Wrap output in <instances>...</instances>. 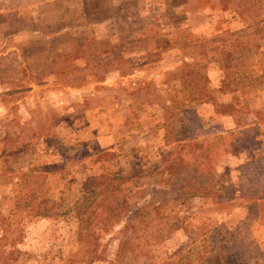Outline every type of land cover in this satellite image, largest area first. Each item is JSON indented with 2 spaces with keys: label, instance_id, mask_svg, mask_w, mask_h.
Instances as JSON below:
<instances>
[{
  "label": "rangeland",
  "instance_id": "rangeland-1",
  "mask_svg": "<svg viewBox=\"0 0 264 264\" xmlns=\"http://www.w3.org/2000/svg\"><path fill=\"white\" fill-rule=\"evenodd\" d=\"M168 127L264 154V0H0V264H264V174L173 196Z\"/></svg>",
  "mask_w": 264,
  "mask_h": 264
},
{
  "label": "trees",
  "instance_id": "trees-1",
  "mask_svg": "<svg viewBox=\"0 0 264 264\" xmlns=\"http://www.w3.org/2000/svg\"><path fill=\"white\" fill-rule=\"evenodd\" d=\"M111 37L105 41L114 42L113 49L123 44L122 38L112 40ZM249 130L214 133L210 139L199 141L192 140L191 137L186 138L183 128L179 130L168 127L165 133L166 142L178 144L177 154L172 152V156L166 160V166L162 167L168 176L167 179L171 181L170 194L176 197L186 193L200 195L221 204L232 197L233 177L255 182L264 174V154H255L248 135H242V132ZM181 150H186L183 155ZM185 155L191 160H185ZM242 155L245 156L244 160ZM230 156L241 158V162L235 168H219L224 158ZM248 193L246 194L249 198ZM235 259L236 256L229 254L225 257L224 264H232Z\"/></svg>",
  "mask_w": 264,
  "mask_h": 264
}]
</instances>
